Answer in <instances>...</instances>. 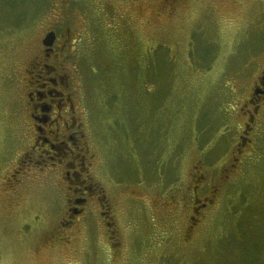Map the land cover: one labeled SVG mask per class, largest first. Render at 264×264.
<instances>
[{
    "label": "rangeland",
    "instance_id": "obj_1",
    "mask_svg": "<svg viewBox=\"0 0 264 264\" xmlns=\"http://www.w3.org/2000/svg\"><path fill=\"white\" fill-rule=\"evenodd\" d=\"M57 16L120 251L93 214L56 228L67 192H50L55 209L36 186L13 205L0 175V264H264V98L248 102L264 0H0V163ZM194 190L207 205L191 228Z\"/></svg>",
    "mask_w": 264,
    "mask_h": 264
},
{
    "label": "flooded vegetation",
    "instance_id": "obj_2",
    "mask_svg": "<svg viewBox=\"0 0 264 264\" xmlns=\"http://www.w3.org/2000/svg\"><path fill=\"white\" fill-rule=\"evenodd\" d=\"M62 26L57 16L44 30L38 53L35 51L30 65L25 67L28 78L21 88L24 103L16 105L13 116L10 113L19 133L11 136L0 163V175L4 179L1 188L10 196L13 205H18L30 187H39L51 195L54 209L60 200L50 192H67L63 208L59 205L56 209L63 210L54 222L56 228L79 227L80 218L86 219V215L93 214L107 235L109 248L119 252L117 209L108 199L104 184L93 179L97 162L87 133L89 112L83 107L77 84L66 66L71 56L68 50L75 39H71L69 28L62 33ZM49 32H54L55 38L51 45H46L44 38ZM263 98L264 70L252 85L248 102L257 104ZM244 126L243 131L248 132L250 126L246 128L247 123ZM241 138L247 141L246 135ZM194 192L192 213L188 217L191 228L198 225L197 214L207 205L206 202L198 203ZM32 221L45 222L39 215Z\"/></svg>",
    "mask_w": 264,
    "mask_h": 264
},
{
    "label": "water",
    "instance_id": "obj_3",
    "mask_svg": "<svg viewBox=\"0 0 264 264\" xmlns=\"http://www.w3.org/2000/svg\"><path fill=\"white\" fill-rule=\"evenodd\" d=\"M54 38H55L54 32H49L44 38V43L46 45H51L54 41Z\"/></svg>",
    "mask_w": 264,
    "mask_h": 264
}]
</instances>
